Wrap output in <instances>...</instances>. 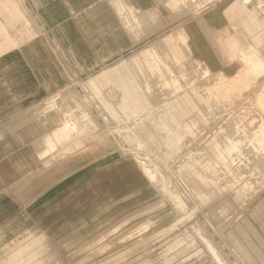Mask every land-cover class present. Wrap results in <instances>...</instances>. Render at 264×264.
Returning a JSON list of instances; mask_svg holds the SVG:
<instances>
[{"label": "rangeland", "instance_id": "1", "mask_svg": "<svg viewBox=\"0 0 264 264\" xmlns=\"http://www.w3.org/2000/svg\"><path fill=\"white\" fill-rule=\"evenodd\" d=\"M189 1L197 14L213 5ZM12 2H0L5 51L13 46L9 30L36 28L27 1ZM246 6L258 20L249 17L256 34L247 51L230 45V61L243 64L239 82L194 60L182 27L159 22L157 36L50 95L31 123L0 125V173L22 153L16 178L0 182V203L12 205H1L9 213L1 231L14 232L0 236L1 264H220L207 241L224 264H264V66L257 61L264 58V0ZM131 16L141 27L139 15ZM121 64L127 69L99 85L100 73ZM181 97L186 114L174 106ZM85 113L95 128L84 124ZM232 143L239 147L233 154ZM190 158L213 177L208 188L183 168ZM141 160L157 165L156 179ZM162 180L181 194L182 207ZM201 190L207 202L196 196Z\"/></svg>", "mask_w": 264, "mask_h": 264}, {"label": "crops", "instance_id": "2", "mask_svg": "<svg viewBox=\"0 0 264 264\" xmlns=\"http://www.w3.org/2000/svg\"><path fill=\"white\" fill-rule=\"evenodd\" d=\"M26 1V7L37 14L36 28L34 34L25 29L13 36L8 31V45L13 46L0 53V125L25 119L31 123L32 111L43 107L50 95L79 77L90 76L101 66L121 59L135 44L157 36L159 22L166 29L182 27L184 46L194 60L209 65L215 72L236 74L243 64L239 60L230 61L234 51L230 45L236 43L238 53L247 51L256 34V25L251 24L249 17L258 20L257 15L243 10L238 0L209 1L213 5L198 14L189 0ZM0 2L13 3L12 0ZM131 13L136 18L139 15L141 27H135ZM120 68L127 66H116L110 74L107 70L100 73L99 85L120 72ZM174 106L186 114L190 105L181 97ZM110 111L116 115L114 110ZM17 151L21 156V151ZM19 156L6 166L11 173L5 172L7 168L0 173V182L16 178L17 166L22 164ZM1 205L12 208L9 201L0 203V221L9 218V213L1 211ZM2 227L0 223V236L14 234L4 233Z\"/></svg>", "mask_w": 264, "mask_h": 264}, {"label": "bare ground", "instance_id": "3", "mask_svg": "<svg viewBox=\"0 0 264 264\" xmlns=\"http://www.w3.org/2000/svg\"><path fill=\"white\" fill-rule=\"evenodd\" d=\"M248 2H250V0H242V3H239V5H241V6H244L246 9H248L247 8V6H246V3H248ZM261 2V1H260ZM249 7V6H248ZM250 14H253L254 16H255V14L253 13V11H252V13H250ZM8 50V49H7ZM5 51V49H2V48H0V53H2V52H4ZM252 53H254V52H252ZM253 56L252 57H255V58H259V60H257L258 61V65H260V63L262 64V66H264V60L263 59H261L256 53H254V54H252ZM256 55H257V57H256ZM250 59V58H249ZM249 59H247V60H249ZM259 61H260V63H259ZM245 63V62H244ZM249 63V62H248ZM247 63V64H248ZM198 65H202V64H198ZM250 65V64H249ZM202 67L203 66H201V69H202ZM235 67V66H234ZM250 67V66H249ZM252 67V66H251ZM254 67H255V65H254ZM256 67H257V65H256ZM199 68V70H201L200 69V67H198ZM203 68H205V66L203 67ZM235 70V69H234ZM257 70V69H256ZM203 71H204V69H203ZM203 71H201V72H203ZM259 71H260V69H259ZM263 71V70H262ZM232 72V71H231ZM204 73V72H203ZM221 73V72H220ZM205 75H206V73H205ZM212 75V74H211ZM242 75H244V72H243V70H240L239 72H237L236 74H230V78H231V80L233 81V82H239V78L242 76ZM206 76H208V78H209V75H206ZM202 77H204V76H202ZM225 77H226V75H225ZM194 79V78H193ZM224 81V80H223ZM232 82V84H234ZM226 84H228V83H226ZM82 116V115H81ZM72 120V119H71ZM74 120V119H73ZM83 122H84V124L85 125H89V123H92L93 125H94V123H93V121H92V119L90 118V116H89V114H84L83 115ZM73 124V123H72ZM232 124V123H231ZM74 126H75V124L73 125V128H74ZM69 127H71V126H69ZM67 128H68V126H64V127H62V128H58V129H55V131H54V136L56 137V138H63L64 136H65V134H66V130H67ZM94 128H95V125H94ZM75 129H73V131H74ZM70 135V134H69ZM262 136V135H261ZM263 138H264V136H263ZM60 140H62V139H59V141ZM259 140V139H258ZM261 140V143H262V139H260ZM255 141V140H254ZM50 142V141H49ZM232 142H234L233 140H232ZM260 142V141H259ZM258 142V143H259ZM51 143V142H50ZM49 143V144H50ZM229 143H231V141L229 142ZM237 143V142H236ZM257 143V142H256ZM257 143V144H258ZM264 143V142H263ZM261 144V145H264V144ZM230 145V144H229ZM260 145V146H261ZM228 146V145H227ZM259 146V145H258ZM259 146V147H260ZM229 148H227L229 151H230V153H232L233 154V152L234 151H236V150H238L239 149V147H237V145L235 144V143H232L230 146H228ZM262 148H263V146H262ZM263 151V150H262ZM185 153V152H184ZM230 155V154H229ZM189 157V156H188ZM135 158V157H134ZM131 160V159H130ZM136 160V159H135ZM142 161V160H141ZM153 163V162H152ZM151 163V164H152ZM178 163V162H177ZM186 164H184V166H183V168L184 169H186L188 172H190L191 173V175H193L195 178V180H197V181H199V185H200V182L202 183L201 185H203L204 187H207L208 188V186L211 184V179L213 178H208V175H204V174H202L200 171H198V169H197V167H201V168H203L202 166H201V164H200V162H199V160H197V159H195V158H190L189 160H188V162H185ZM192 163V164H191ZM248 163V162H247ZM150 164V163H149ZM149 164H147L146 163V161L144 162V161H142L141 162V166H142V168H143V170H144V172H145V174H147L148 176H150V177H148V178H152V179H156L157 178V176H158V171H159V168L157 167V165H149ZM154 164H156L155 162H154ZM194 164V165H193ZM140 165V164H139ZM259 165V164H258ZM183 168H181V169H183ZM200 168V169H201ZM261 168V167H260ZM180 169V168H179ZM223 169V168H222ZM162 170V169H161ZM47 171V170H46ZM185 171V170H184ZM230 171V170H229ZM186 172V171H185ZM184 172V173H185ZM249 172V171H248ZM181 173V172H180ZM203 173H205V171L203 170ZM211 173V172H210ZM217 174V173H216ZM183 174H181V176H182ZM228 175V174H227ZM185 175H183V177H184ZM187 176V175H186ZM185 176V178H187L188 176H190L189 174H188V176L186 177ZM192 176V177H193ZM79 179V178H78ZM189 179V178H188ZM193 179V178H192ZM193 179V180H194ZM160 180V179H159ZM195 180H194V182H195ZM97 181V180H96ZM153 181V180H152ZM192 181V180H191ZM159 182V181H158ZM159 184V183H158ZM212 184H214V183H212ZM219 184V183H218ZM157 185V184H156ZM168 183L167 182H163V180H162V184L160 185L161 186V188L164 190V192L169 196V199L170 200H172V202H175V205L176 206H178V207H182L183 205H184V203H183V199H182V197H181V194H179L177 191H175V190H173L172 188H171V190L169 189V187H168ZM257 187V186H256ZM206 188V189H207ZM199 189V188H198ZM212 188H210L208 191H210ZM213 190V189H212ZM212 192V191H211ZM215 195V194H214ZM196 196H198L199 198H201V200H203V201H205V202H207L206 200L209 198L208 196V193L207 192H202V190L200 191V192H198L197 193V195ZM212 200V199H211ZM246 207V206H245ZM238 213V212H237ZM201 234V233H200ZM220 234V233H219ZM215 243V242H214ZM207 245L209 246V248H210V250H211V252H212V254L215 256V258L219 261V263L220 264H224L223 263V260L221 259V257L219 256V254L216 252V250H215V248L211 245V243L210 242H208L207 241ZM213 256V257H214ZM228 259V258H227Z\"/></svg>", "mask_w": 264, "mask_h": 264}]
</instances>
